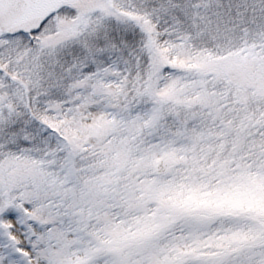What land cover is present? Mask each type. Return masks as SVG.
Returning a JSON list of instances; mask_svg holds the SVG:
<instances>
[{"label":"snow or ice","instance_id":"6c2138e0","mask_svg":"<svg viewBox=\"0 0 264 264\" xmlns=\"http://www.w3.org/2000/svg\"><path fill=\"white\" fill-rule=\"evenodd\" d=\"M0 264H264V0H0Z\"/></svg>","mask_w":264,"mask_h":264}]
</instances>
